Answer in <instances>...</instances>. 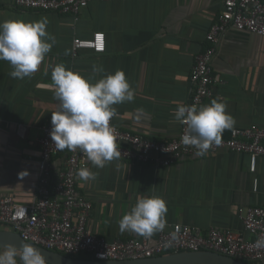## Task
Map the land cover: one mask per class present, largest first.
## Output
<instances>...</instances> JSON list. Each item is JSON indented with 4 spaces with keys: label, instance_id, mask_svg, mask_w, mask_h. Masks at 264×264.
Segmentation results:
<instances>
[{
    "label": "crops",
    "instance_id": "0c3cea01",
    "mask_svg": "<svg viewBox=\"0 0 264 264\" xmlns=\"http://www.w3.org/2000/svg\"><path fill=\"white\" fill-rule=\"evenodd\" d=\"M13 1L0 0V22L46 17V31L56 43L37 71L24 79L12 78V66L0 60V197L10 196L24 204L34 199L40 159L37 140L59 105L52 81L58 64L93 84L123 70L135 96L131 102L114 105V123L157 142L177 135L180 121L175 119V110L190 100L192 66L207 46L206 34L222 11L220 0L92 1L77 17L21 10L13 7ZM94 33L104 35V52L80 49L74 55L73 39L91 38ZM93 65L104 72H94ZM212 68L216 80L212 97L201 106L223 99L235 120L231 129L264 128V37L227 30L216 47ZM231 129H225L221 138H227ZM67 155L65 151L54 157L53 179ZM248 166L246 154L226 150L186 158L167 168L114 159L104 168L88 162L96 179L77 177L76 185L92 203L91 230L109 241L141 237L121 232L119 221L138 198L153 194L166 201L164 229L185 224L202 232L231 229L248 237L239 210L264 207V196L251 191ZM259 169L260 163L258 176Z\"/></svg>",
    "mask_w": 264,
    "mask_h": 264
},
{
    "label": "built area",
    "instance_id": "2783aa9c",
    "mask_svg": "<svg viewBox=\"0 0 264 264\" xmlns=\"http://www.w3.org/2000/svg\"><path fill=\"white\" fill-rule=\"evenodd\" d=\"M92 1L112 0H14L13 7L38 12L71 14L74 17ZM222 11L211 24L205 41L207 46L195 57L189 81L188 106L200 107L212 97L216 83L212 59L221 37L227 30L264 37V0H220ZM89 49L102 53L104 35L74 38L72 53ZM52 116V115H51ZM51 116L41 127L37 140L40 147L38 180L31 203L17 202L10 196L0 197V228L13 231L33 244L67 256L89 255L94 260L143 259L179 252L211 251L244 261L264 264V207L253 206L239 210L242 228L248 237L231 229L210 228L202 232L197 227L172 224L155 238L113 239L96 235L89 226L92 203L77 190V171L87 167L88 160L79 149H56L50 137ZM121 156L117 160L155 168H167L186 158L198 157L193 146H185L182 135L187 125L180 122L177 135L157 142L123 130L110 120ZM19 130H23L19 125ZM221 150L246 154L249 158L251 191L264 196V128L251 126L233 128L227 138L207 151ZM68 152L62 168L53 179L54 157ZM258 163H260L258 173Z\"/></svg>",
    "mask_w": 264,
    "mask_h": 264
},
{
    "label": "clouds",
    "instance_id": "9594fccd",
    "mask_svg": "<svg viewBox=\"0 0 264 264\" xmlns=\"http://www.w3.org/2000/svg\"><path fill=\"white\" fill-rule=\"evenodd\" d=\"M48 23L46 17L30 22L19 19L0 22V60L10 63L12 78L30 77L51 51L56 40L46 31ZM93 71L103 73L104 69L93 65ZM52 81L59 101L51 116L50 137L56 149H79L97 168L119 158L121 152L110 120L117 115L114 105L131 102L135 96L124 71L118 69L93 84L66 69L64 64H58L52 71ZM226 108L223 99H213L201 107L178 105L175 119L187 125L182 143L193 146L197 156L205 155L214 144L219 145L222 132L235 123ZM76 175L82 181H94L97 177L87 167L79 169ZM166 214V201L161 196H142L121 218L119 229L151 237L166 227ZM0 264H46V260L40 249L31 244L24 243L19 248L9 244L0 248Z\"/></svg>",
    "mask_w": 264,
    "mask_h": 264
},
{
    "label": "water",
    "instance_id": "95a60500",
    "mask_svg": "<svg viewBox=\"0 0 264 264\" xmlns=\"http://www.w3.org/2000/svg\"><path fill=\"white\" fill-rule=\"evenodd\" d=\"M24 243L31 244L34 247L40 249L47 264H260L235 259L230 256L211 251L179 252L152 258L129 260L104 261L94 259H80L47 250L39 245L23 240L19 234L13 231L0 229V248H3L9 244L15 245L17 248H19Z\"/></svg>",
    "mask_w": 264,
    "mask_h": 264
},
{
    "label": "trees",
    "instance_id": "16d2710c",
    "mask_svg": "<svg viewBox=\"0 0 264 264\" xmlns=\"http://www.w3.org/2000/svg\"><path fill=\"white\" fill-rule=\"evenodd\" d=\"M71 257H74V258H80V259H93L91 256L86 255V254H83V255H77V256H71ZM249 262H253V261H249ZM253 263H257V262H253ZM260 264H262V263H260Z\"/></svg>",
    "mask_w": 264,
    "mask_h": 264
}]
</instances>
